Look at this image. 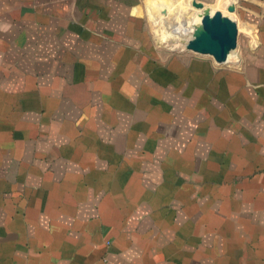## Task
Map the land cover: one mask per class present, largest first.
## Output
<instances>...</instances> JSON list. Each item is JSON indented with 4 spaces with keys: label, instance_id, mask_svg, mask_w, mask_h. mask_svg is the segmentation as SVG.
<instances>
[{
    "label": "crops",
    "instance_id": "0c3cea01",
    "mask_svg": "<svg viewBox=\"0 0 264 264\" xmlns=\"http://www.w3.org/2000/svg\"><path fill=\"white\" fill-rule=\"evenodd\" d=\"M141 10L0 0V264H264V0L224 66Z\"/></svg>",
    "mask_w": 264,
    "mask_h": 264
},
{
    "label": "rangeland",
    "instance_id": "374dc122",
    "mask_svg": "<svg viewBox=\"0 0 264 264\" xmlns=\"http://www.w3.org/2000/svg\"><path fill=\"white\" fill-rule=\"evenodd\" d=\"M160 1L162 0H136V5H139L140 8H142L140 11L141 16H139V18L145 22V31L147 32L149 41L153 47L163 55L190 54L193 56H202L214 62L209 56L197 55L186 51L185 49L177 50L175 47L181 43H186L190 38L192 26L199 21V15L203 8L208 7L209 10L215 8V10L219 9L220 12L224 13L227 3L223 0L221 3H217V0H168L171 2L172 8L169 9L168 12L163 13V11L154 10V6ZM236 2L237 0H234V3ZM179 24L182 25L181 28ZM236 27V51L238 53V45L243 33L239 30L240 28H238V25ZM176 29L181 30L182 35L176 33ZM169 44H171V47ZM234 55H228L227 59L232 58L233 60Z\"/></svg>",
    "mask_w": 264,
    "mask_h": 264
},
{
    "label": "water",
    "instance_id": "95a60500",
    "mask_svg": "<svg viewBox=\"0 0 264 264\" xmlns=\"http://www.w3.org/2000/svg\"><path fill=\"white\" fill-rule=\"evenodd\" d=\"M181 32L176 29V33L182 35ZM236 39L235 3L230 2L224 13L219 10L210 13L208 7L203 8L199 21L192 26L191 36L184 49L197 55L209 56L214 63L224 66L228 64V54L236 49Z\"/></svg>",
    "mask_w": 264,
    "mask_h": 264
},
{
    "label": "bare ground",
    "instance_id": "6f19581e",
    "mask_svg": "<svg viewBox=\"0 0 264 264\" xmlns=\"http://www.w3.org/2000/svg\"><path fill=\"white\" fill-rule=\"evenodd\" d=\"M221 1H222V0H217V3H219V2L221 3ZM223 1H224L225 3H227V4H229L230 2H233V0H223ZM217 3H216V4H217ZM227 4H226V5H227ZM218 7H221V6H218ZM225 7H226V6H225ZM220 9H221V8H220ZM222 9H223V8H222ZM214 10H215V8L211 9V10H210V13H212ZM218 10H219V9H218ZM236 26H237V25H236ZM235 50H236V49H234L233 51H235ZM231 52H232V51H231Z\"/></svg>",
    "mask_w": 264,
    "mask_h": 264
}]
</instances>
